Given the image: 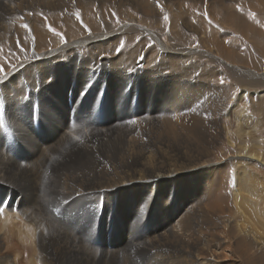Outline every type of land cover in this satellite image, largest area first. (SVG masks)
<instances>
[{"label": "bare ground", "instance_id": "bare-ground-1", "mask_svg": "<svg viewBox=\"0 0 264 264\" xmlns=\"http://www.w3.org/2000/svg\"><path fill=\"white\" fill-rule=\"evenodd\" d=\"M151 1L0 0V45L7 44L2 55L7 62L0 63V211L17 208L19 214L0 217V264H27L30 255L22 256L20 249L27 242L32 244L28 264H264V254L253 252L264 244L258 238L262 233L264 240L260 221H251L252 229L243 223L241 208L247 199L234 207L241 190L257 197L258 188L264 186L263 174L258 175L244 159H255L264 166V157L256 148L243 150L212 168L208 157L213 153L214 138L210 134L218 126L211 128V122L207 125L201 120L212 112L206 97L202 104L198 102L199 90L210 87L209 81L221 85L211 78L206 63H197V76L203 83L199 86V80L190 79L193 100L188 88L178 87L181 82L172 77L173 72L161 73L162 63L169 71L176 66L187 69L185 61L196 53L171 47L173 41L163 38L170 34V39L186 42L189 36L182 32L181 21L183 14L190 17L193 13L185 3L194 2L204 11L202 23L207 31L190 30L206 48L197 55L237 58L247 56L237 46L240 36L251 43L247 53L260 50L261 41L264 45V18L255 14L256 9L264 10V0ZM62 4L67 9L58 11L60 15L48 17L44 12ZM172 6L170 26L165 28V17L158 15ZM42 12L45 21L40 19ZM135 12L146 15L152 28L163 33L155 34L144 26L145 18L135 20ZM106 15L134 16L135 21L131 18L120 27L113 23V29L103 21ZM217 19L238 38L236 42L217 26ZM48 21L60 28L46 29L42 22ZM54 28L77 38L64 42L60 36H52ZM131 34L148 50L159 52L160 60L156 55L138 62L128 51L118 49ZM147 34L156 45L143 43ZM65 36L69 39L68 33ZM45 38L48 40L40 44ZM112 44L119 46L115 48L118 52L108 49ZM81 49L78 63L77 50ZM102 51L117 60L93 55ZM260 54L264 58V47ZM126 55L131 62L124 60ZM123 61L136 68L133 74ZM120 62L125 68L117 67ZM250 72L264 79V71ZM103 78L111 86L109 96L100 98L94 85ZM129 78L135 84H129ZM165 86L190 97L193 108L184 115L187 118H177V109L172 112L177 116L175 123L160 116L162 119L139 128V138L133 137V128L138 126L132 118L153 117L159 109L166 116L173 110V104L159 96L160 91L165 93ZM247 95L244 91L240 100ZM136 99L141 107L133 110ZM103 100L108 102L106 114L99 107ZM120 105L124 108L118 109ZM200 105L203 114H197ZM104 121L118 124L119 131L108 136Z\"/></svg>", "mask_w": 264, "mask_h": 264}, {"label": "rangeland", "instance_id": "rangeland-1", "mask_svg": "<svg viewBox=\"0 0 264 264\" xmlns=\"http://www.w3.org/2000/svg\"><path fill=\"white\" fill-rule=\"evenodd\" d=\"M151 2H154V0L151 1ZM185 4L188 5L189 9H191L190 13H193V15H194V16L193 15L190 16V17H193V18H190L189 15L183 14V22H185V20L186 21H190L188 26L184 25L183 22L181 21V26H183L185 28V30L182 31V32L185 33L184 34L185 36H187V35L189 36V37L185 38L186 42H184V40H180V39H177V38L170 39V36H169L170 34L163 35V38H164V40L166 42H169L167 40L173 41V42H169L170 44L168 43L169 46H171V47H174V48L175 47H177V48L179 47L178 49L181 48L180 49L181 51L182 50L186 51L187 49L188 50H194V51H196V53H194L193 55L189 56L187 58V60L185 61L184 64L187 66V69H184L183 66H181V67L176 66L175 71H169L167 68H165L163 66V63H162L161 73L165 74V72L166 73L173 72L172 77H174V78L177 77L176 79H179V81L181 82V83H178V85H179L178 87L180 89L188 88L186 90L192 92V94H193L192 98H193V100H196L195 93L193 91H191L192 89H189V88L192 87V86H190V82H191L192 79H195V80H199L198 81V85L199 86L202 85L203 79L197 76L199 73H198V71L196 69L199 67V65H198L199 63H200V65L203 64V63H206L207 66H205V67L209 69L210 73H213V76H211V78L212 79L214 78V81L215 82L217 81V83L219 85H221V88L224 90V91L221 90V88L219 86H214L215 83L214 82L212 83V81H209L210 83L206 82V84H209L210 87H207V88L199 90L200 91V93H199L200 99H199L198 102H200V104H202L203 103V99H205V97H206L205 100L208 101V104L207 103L206 104L208 106L210 105L208 107V109H209L210 112H212V114H210L208 117L204 115L205 119H201V120L205 121L207 123V125H208L207 121L211 122V124H210L211 128H215V125H217L218 128H219V130H218V128H217V130H212L211 129V134H210L212 136V138H214V144L211 145V148H210V152L213 151V153L208 157V159L211 160V162H213L212 163V168H214V166H220L221 164H219V162H223L224 158L226 159V158H230L231 157V159H234L233 157H237L238 155H240L243 150H245V151H243V153H246L247 151H249V152L252 151V150L254 151V149L256 148V151H260L258 153V155L264 157V93H263V91H264V79L258 78L257 76H254L253 72H250L251 69L252 70H257V71H264V58H262V55L260 54V52L262 53V49L264 47L262 41L259 42L261 44L258 43V46L260 47V48L258 47V49H260L261 51L257 50L255 54L247 53L248 50H249L248 48L251 47V43H250V41L247 38H245L246 36H240L239 37L240 38L239 41H241V44H242L241 45L240 42H237L238 43L237 46L238 45L241 46V48L238 46L240 48L239 51L242 50V53L244 55H247L248 57L247 56H243V55H242V57H237V58H235V57H229L228 58L225 55H221V57L217 56V55H215V57H210V56H207V55H205V57H202V56L199 57L197 54H199L200 52H204L206 50V48H204L202 45L199 44L198 38L195 37L194 33L190 32V30H193V29L197 28V30H199L202 34L207 31V27H206L207 25L205 26L202 23V16L201 15L204 14V11H203L202 8L195 6L194 2H190L188 4L185 3ZM59 6L54 11L45 9L46 11L44 10V12L45 13L47 12L46 15L48 17H54L56 15H60V14L63 13V10L67 9V6L63 5V4L60 6L61 8ZM173 8L174 7L172 6V7H170L169 10H166L165 12H162L161 14L158 15L160 17V19H163L165 17V21H164L165 28L166 27L169 28V26H170L169 18H170V16H172L171 11H172ZM176 10L178 11V9L175 8V11H174L175 13L177 12ZM58 11L62 12V13H59ZM102 12H106V10L102 9ZM195 14H197V15H195ZM255 14H256V17L259 18V19H263L264 18V10L256 9L255 10ZM134 15H135V18H136L135 20H139V19L144 20V18H145L146 21L145 20L143 21L145 24L143 22L142 23L144 24V26L146 25V27L150 28L155 34L161 35V33H163V32L159 31V28H157V29L152 28L154 25L150 23L151 20H149V18L146 15L137 14V12H135ZM42 16H44V17H42ZM198 16H200V17H198ZM131 18H133V21H135L134 20V16H131L129 18L126 17V19H125V18H121V17L114 18V17H110V16L106 15V16H104L103 21L106 24H109L110 26L112 25L111 27L113 28L114 27L113 23L118 24L117 26L120 27L121 26L120 24L128 23V22L132 21ZM40 19L43 20V21L47 20V17L44 15L43 12L40 15ZM218 21H220V20H218V19L215 20L217 26L221 27L220 26V22L221 21L220 22H218ZM116 22H118V23H116ZM10 24H14V23H12L10 21ZM42 24L44 25V27H46V29H48L49 27L60 28L58 26H52L51 24H49V21L46 23L47 25L44 22H42ZM55 28H54V30L51 31L52 36L53 35L60 36V38L62 40H64V42L67 41V40H73L74 38H77V36L74 35L73 33L70 34V32H68V31H64V33H63L62 30H55ZM165 28H161L162 31L165 30ZM93 29L95 30L96 28L93 27ZM221 29L223 31H225V32H228L229 38H231L232 40L234 39V41L236 42V40L238 38H236L235 35L231 33V30L227 29L225 26H224V28L221 27ZM203 30H205V31H203ZM97 32H99V31H96V34H98ZM65 33L69 34V39H65L66 38ZM194 37H195V39H194ZM151 38H152V40H151ZM47 40H48L47 38L42 39L40 41V44L41 43L44 44L43 42H45ZM126 40H128V41H125L122 44V46H120V47L118 46L119 48L116 47L115 44H112L111 46H109L108 49L111 50V51H114L115 48L116 49L118 48V49H120V50H122L124 52L128 51L130 56L132 55L131 57H134V59H135V57L137 58L138 62L145 61V59H144L145 56H147V58L149 59L150 57L154 58L157 55V57H158L157 61H158V59L160 60V55H159L160 53L156 52V51H153V50H148L147 48H145V46L143 44H141V43L139 44V41L135 38L134 34H131V36L129 35V37L126 36ZM149 40H151V41H149ZM146 41H147V44L149 46L156 45V42L153 40V37L151 36V34H147L146 35L145 40L143 42L145 45H146V43H145ZM177 42H178V44H177ZM235 42H233L232 45H236ZM125 45H127V46H125ZM261 46H263V47H261ZM188 47H190V48H188ZM0 48H1L0 49V63L7 62V60L4 57H2V55L7 50V44H6L5 41L0 45ZM135 48L137 50L138 49L139 50L137 52H135L136 51ZM143 50H144V52H143ZM115 51L118 52L117 50H115ZM82 52H83L82 49L79 50V51L77 50V55L80 56L78 58V59H80V60H78V63H81ZM151 53H153V54H151ZM94 54H95V56L108 57L107 59H109V60H111V58H113L111 56L110 52H106L105 53V52L102 51V54H99L98 52H94L93 55ZM172 54L174 55L175 53H171L170 55H172ZM124 57H125L124 60L130 59V62L132 61V58H129L128 55H126ZM113 59H116V58H113ZM251 61H254L256 64L252 65ZM130 62H128V63H130ZM123 63H126V64H124L125 67L126 66L129 67L127 72L129 74H133V72L136 70V68L135 67H130V65H127L126 61H123ZM188 63H190L191 65L188 64ZM152 65H154V61H153ZM124 66H123V64L121 62L119 63V65H117V67H121V68H125ZM193 66H194L195 69L193 68L191 71H189L188 69L193 67ZM177 69H179V70H177ZM139 71L141 73H143V71L141 69ZM192 71H194V72H192ZM158 75L156 76L157 78L159 77ZM252 77H254V78H252ZM123 82L127 83V80L123 79ZM96 83H97V85H100L99 88L96 85ZM96 83L94 85L95 86L94 89L96 91V94L98 96L101 94L102 96L100 95L99 96L100 98L108 97L109 96V91L107 89H108V87L111 86L110 83H109V79L107 80V78H103V79L97 80ZM102 83H103V85L104 84L105 85L103 86ZM129 84H135L131 78H129ZM125 86L129 87V85H125ZM163 91L165 93H162L160 91L159 96L161 98H164V99L166 98L165 100L170 101L173 104V106H170L171 108H173V110L166 116H165V113H163L162 110L159 109L158 111L155 110L152 113V115L155 114L153 116L154 118L151 115H150V117L149 116H144V117L140 116L137 121H135L136 117L132 118L134 120V122H137V126H138L137 128H133V130H134L133 132L134 133H132V134L134 135L136 133V136L134 135L133 137L139 138L140 129L142 127H144L145 125H147V124L153 123V121L156 118H159L160 116L163 119L172 120L171 122L175 123L176 121H175L174 117H177V116H175V114H172V112L173 111H177V109H180L179 116L177 118H181V119H186L187 118V116H184V115L190 113L189 110L191 111V107L193 108V103L191 102L190 97L189 96H184V95H181V94H177V93L174 92L176 90L166 89V86L163 87ZM244 91L247 92L248 95L245 98H243V100H240V96L242 94H244ZM195 92L198 95V92L197 91H195ZM202 92H204V94ZM167 94H168L169 97L166 96ZM97 95L95 97H98ZM106 95H108V96H106ZM205 95H207L208 97L205 96ZM173 96H175V97H173ZM260 96H261V98H260ZM165 100H161L162 103H165L164 102ZM174 100H176V101H174ZM177 100H179L178 103H177ZM174 102H176L179 106L176 103H174ZM133 103H134L133 104L134 109L132 108L133 110L138 109V108L141 107L140 104H139L138 99L134 100ZM107 106H108L107 100H103L101 103H99V107L102 108V110H103V112L105 114H106V108L105 107H107ZM117 108L118 109H123L124 107L120 105V106H117ZM235 108L237 110L235 115L234 114L232 116L229 115V114L227 115V112L229 113L230 110H234ZM185 110H186V113H184ZM157 112L159 113L158 115L156 114ZM198 113L203 114L202 105L199 106V111L197 112V114ZM161 117L159 119H162ZM200 118H202V116H200ZM179 122H183V121L180 120ZM128 123H130V122H128ZM108 124H109L108 122L104 121V124L102 125L108 131V136H110L109 133H113V132L119 131L118 130V126H119L118 124H116V123H110L109 125ZM142 125H144V126H142ZM202 126H204V125H202ZM202 126H201V128H202ZM110 127H112V130H109ZM137 130H139V131H137ZM8 153H9V155L11 157H13L12 153H10V152H8ZM217 161H218V163H216ZM244 161L252 169L255 168L254 170L258 171V175L263 174V176H264V166L263 165H261L258 162L255 163V161H256L255 159H252L250 161H246L244 159ZM260 162H263V160L260 161ZM7 180H8V178H6L4 181H7ZM263 185H264V182H263ZM258 191H259L258 192L259 195H257V197H254V195H251L249 191L245 190V192H242V190H241L239 192L240 195L238 197V199H239L238 201L239 202L234 200L235 205H236V206L234 205V207L237 208V206L239 204H241L240 201H243V200L247 199L245 207L241 208V216L243 218V223H245L246 226L251 228V225H250L251 221L259 220L260 223H261L259 232H263L264 231V221H263L262 217H264V186L261 187V188H258ZM248 194L250 196H248ZM253 198H255L256 200L253 199ZM261 212L263 213V215H262ZM5 213L12 214V215H19L18 212H17V208H16V210L13 209V208H10V209L9 208H3L0 211V217L5 218L4 217ZM50 213L52 214V212H50ZM2 218H0V220ZM18 222L20 223V221H18ZM223 238H224V236H223ZM258 238H259V242H263L264 241V240H262V233H258ZM25 244H27L28 246L23 245L22 248H20V249H21V255L22 256H24L25 254L26 255H30L28 260H27V264H28V261H29V259H31V255H32V253H31L32 252L31 251L32 244H31V242H27ZM33 246H35V245H33ZM23 247H24V250L26 252L23 251ZM27 247H29L30 250ZM253 252L255 254H264V244L261 245L259 248L253 250Z\"/></svg>", "mask_w": 264, "mask_h": 264}, {"label": "snow or ice", "instance_id": "snow-or-ice-1", "mask_svg": "<svg viewBox=\"0 0 264 264\" xmlns=\"http://www.w3.org/2000/svg\"><path fill=\"white\" fill-rule=\"evenodd\" d=\"M28 26L27 25H25V28H27Z\"/></svg>", "mask_w": 264, "mask_h": 264}]
</instances>
